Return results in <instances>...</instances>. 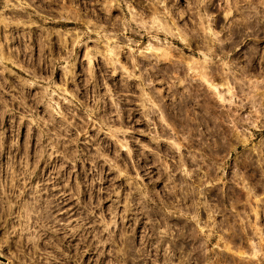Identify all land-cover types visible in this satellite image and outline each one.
Instances as JSON below:
<instances>
[{
    "label": "rangeland",
    "instance_id": "rangeland-1",
    "mask_svg": "<svg viewBox=\"0 0 264 264\" xmlns=\"http://www.w3.org/2000/svg\"><path fill=\"white\" fill-rule=\"evenodd\" d=\"M0 256L264 264V0H0Z\"/></svg>",
    "mask_w": 264,
    "mask_h": 264
},
{
    "label": "bare ground",
    "instance_id": "bare-ground-1",
    "mask_svg": "<svg viewBox=\"0 0 264 264\" xmlns=\"http://www.w3.org/2000/svg\"><path fill=\"white\" fill-rule=\"evenodd\" d=\"M155 18H157L158 19V17L156 16ZM245 18V17H244ZM207 30L209 31V32H212V33H214V31H213V29L209 26L208 28H207ZM209 48V47H208ZM207 48V49H208ZM199 63V62H198ZM199 64H201V62L199 63ZM202 65V64H201ZM191 67H193V66H190V68ZM200 71V70H199ZM213 74V73H212ZM206 78V77H205ZM198 79V78H197ZM203 80V79H202ZM206 80H209L208 78L206 79ZM212 80V79H211ZM207 82V81H206ZM205 82V83H206ZM208 84L210 85V86H213L212 88H214V89H216V90H218V87L215 85V84H212L210 81H208ZM206 89V88H205ZM220 92V91H219ZM222 95V94H221ZM223 96V95H222ZM204 97V96H203ZM224 97V96H223ZM207 98V97H206ZM224 99H225V97H224ZM214 100V99H213ZM209 101V100H208ZM207 101V102H208ZM257 215H258V212H257ZM234 233V232H233ZM235 236V235H234ZM0 259H3L1 256H0Z\"/></svg>",
    "mask_w": 264,
    "mask_h": 264
},
{
    "label": "flooded vegetation",
    "instance_id": "flooded-vegetation-1",
    "mask_svg": "<svg viewBox=\"0 0 264 264\" xmlns=\"http://www.w3.org/2000/svg\"><path fill=\"white\" fill-rule=\"evenodd\" d=\"M248 57H250V55H247ZM247 69H250V66H247ZM223 218H227V216L223 217Z\"/></svg>",
    "mask_w": 264,
    "mask_h": 264
}]
</instances>
